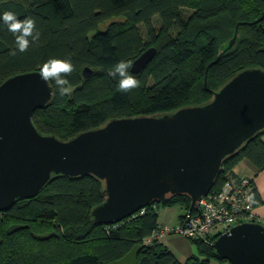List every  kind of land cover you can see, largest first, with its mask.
Here are the masks:
<instances>
[{
  "label": "trees",
  "instance_id": "16d2710c",
  "mask_svg": "<svg viewBox=\"0 0 264 264\" xmlns=\"http://www.w3.org/2000/svg\"><path fill=\"white\" fill-rule=\"evenodd\" d=\"M185 8L191 11L184 14ZM5 11L20 20L34 18L40 40L31 43L27 52H19L14 35L0 19V83L16 73L41 69L50 58L71 57L75 71L66 77L71 94L61 97L49 80L53 97L32 116L41 133L63 140L111 118L161 114L209 101L212 92L203 85L206 66L238 21L246 23L239 26L234 47L208 69L209 88L218 89L244 68H264V0H0V16ZM153 16L158 19L157 29ZM115 17L124 21H111L99 29ZM150 46L156 53L146 66L138 73L129 69L140 87L119 91V77L109 73L118 61L132 62ZM85 66L92 69L87 78ZM262 135L264 129L223 160L211 190L233 174L231 169L241 158L264 168ZM103 186L90 174L59 175L36 196L0 211V264H105L136 244L141 245L137 264H182L162 242L143 241L158 226L153 204L180 205L188 211V195H173L116 223L98 224L89 212L103 201ZM193 242L198 251L228 262L217 257L207 242ZM198 264H210L209 259Z\"/></svg>",
  "mask_w": 264,
  "mask_h": 264
},
{
  "label": "water",
  "instance_id": "95a60500",
  "mask_svg": "<svg viewBox=\"0 0 264 264\" xmlns=\"http://www.w3.org/2000/svg\"><path fill=\"white\" fill-rule=\"evenodd\" d=\"M232 36L205 69L203 85L212 98L170 112L115 117L63 140L43 134L32 120L53 97L40 69L16 73L0 83V211L36 196L56 176L93 175L103 181V201L90 219L112 224L142 207L170 196L190 197L188 215L212 188L223 160L264 129V68H244L216 90L208 86V69L230 51ZM150 46L132 60L138 73L153 58ZM92 69L83 68L89 77ZM228 264H264V224L244 221L207 242ZM140 244L105 264H137ZM193 264V263H191Z\"/></svg>",
  "mask_w": 264,
  "mask_h": 264
},
{
  "label": "built area",
  "instance_id": "2783aa9c",
  "mask_svg": "<svg viewBox=\"0 0 264 264\" xmlns=\"http://www.w3.org/2000/svg\"><path fill=\"white\" fill-rule=\"evenodd\" d=\"M253 190L252 178L231 173L217 189H210L201 197L195 214L187 213L186 217L174 226L158 225L143 242H161L165 237L173 235L210 242L234 224L244 221L264 224V219L255 213L254 204L247 201Z\"/></svg>",
  "mask_w": 264,
  "mask_h": 264
},
{
  "label": "clouds",
  "instance_id": "9594fccd",
  "mask_svg": "<svg viewBox=\"0 0 264 264\" xmlns=\"http://www.w3.org/2000/svg\"><path fill=\"white\" fill-rule=\"evenodd\" d=\"M0 19L7 26V30L14 35L16 48L19 52H27L31 43H39L40 31L36 28L34 18L26 17L20 20L14 12L5 11ZM11 55H16V51H12ZM132 66L130 61L120 60L114 66V70L109 73L113 78L119 77L118 89L121 92H129L140 87V81L129 72ZM74 71L75 66L70 56L67 59L50 58L41 66L40 75L45 82L54 81L59 95L63 97L71 94L72 89L68 86L69 80L66 77ZM247 201L249 204L256 203L254 194H250Z\"/></svg>",
  "mask_w": 264,
  "mask_h": 264
},
{
  "label": "rangeland",
  "instance_id": "374dc122",
  "mask_svg": "<svg viewBox=\"0 0 264 264\" xmlns=\"http://www.w3.org/2000/svg\"><path fill=\"white\" fill-rule=\"evenodd\" d=\"M191 9L185 8L183 10L184 14L189 13ZM115 21L117 23H121L124 21L122 17H115L112 19H109L99 25V29L104 30L109 22ZM152 22L154 27L157 29L158 26V19L157 16L152 17ZM138 28L140 29L142 35L145 38V33H144V26L142 24L138 25ZM153 207L156 209L157 212H159L164 206L161 205H156L153 204ZM167 209L164 211V214L160 212L159 218L160 220L162 219V215H165L166 219L169 221H174L175 223L177 222L179 216L181 214L186 213V208L182 207L180 205H169L166 206ZM165 207V208H166ZM168 237V236H167ZM170 249H172L178 257H184L185 258V263L187 264H198V262H201L205 259H209L210 264H223L225 260L217 259L212 256H208L200 251H198L195 247V244L192 239L182 236V235H176L174 237H171L168 241ZM198 261V262H197Z\"/></svg>",
  "mask_w": 264,
  "mask_h": 264
},
{
  "label": "crops",
  "instance_id": "0c3cea01",
  "mask_svg": "<svg viewBox=\"0 0 264 264\" xmlns=\"http://www.w3.org/2000/svg\"><path fill=\"white\" fill-rule=\"evenodd\" d=\"M262 139H264V135L261 136ZM232 172L235 175L238 176H246L250 177L253 179V184H254V191L252 194H254V198L256 203L254 204V211L255 213L262 219H264V168L262 169H257L253 164H251L246 158H241L233 167H232ZM164 206L159 212H157L158 217H157V223L158 225L161 224H168L171 226L177 225L181 222V214L175 223L174 221H168L165 217V215H162V219L160 220L159 214L160 212L164 214V211L167 209V207ZM173 236H168L165 237L161 242L164 244L173 254L174 256L178 259L179 262L182 264L185 263V258L184 257H178L175 255L174 251L170 249L168 241L171 237ZM223 264H228V262H224Z\"/></svg>",
  "mask_w": 264,
  "mask_h": 264
}]
</instances>
